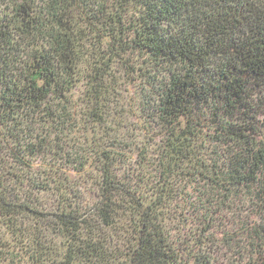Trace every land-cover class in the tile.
Wrapping results in <instances>:
<instances>
[{
  "label": "trees",
  "instance_id": "16d2710c",
  "mask_svg": "<svg viewBox=\"0 0 264 264\" xmlns=\"http://www.w3.org/2000/svg\"><path fill=\"white\" fill-rule=\"evenodd\" d=\"M125 56L150 65L138 118L158 137L133 167L104 130ZM263 93L264 0H0V264H211L219 212L264 209ZM61 160L97 172L91 205ZM241 229L264 264V225Z\"/></svg>",
  "mask_w": 264,
  "mask_h": 264
},
{
  "label": "rangeland",
  "instance_id": "374dc122",
  "mask_svg": "<svg viewBox=\"0 0 264 264\" xmlns=\"http://www.w3.org/2000/svg\"><path fill=\"white\" fill-rule=\"evenodd\" d=\"M127 56L124 59L120 60L118 63H115L112 66L111 75L108 77L107 81L115 80V86L113 94L110 98H113V104H111L110 118L112 121L108 119V128L110 130L104 129L105 132L111 131L118 133V140L121 144H127L132 150L131 154V165L132 167L135 165L137 159V148H142V146H147L148 149L153 148V143L158 141V137L155 135L157 129L154 127L147 128L143 119L138 118V113L141 112L140 103L142 98H149V90L148 86L145 85L144 80H142V75L145 70L150 69V65L148 67L146 64L141 63V58L138 59L137 63L132 59V65H134V70L129 71V73H124L125 66H131L127 63V65L122 66L123 62H126ZM140 67V68H138ZM115 74H114V73ZM114 77V79H113ZM84 81H80L76 88L72 91V100L76 102V105H81L83 108L86 107V101H83L84 96ZM152 98V97H150ZM258 98H264V93L259 95ZM81 100V101H80ZM114 113V114H112ZM112 115V116H111ZM104 130L100 132V137L103 141L105 139ZM110 134V135H111ZM52 163L49 160L48 155H44L43 157H37L35 161L32 163V171L31 174L36 178L45 179L47 176H53L54 171L49 170L47 167L48 162ZM59 162V163H58ZM54 167L59 170L57 174H63L62 176H67L71 178V182H76L79 184V187L83 188V198L84 204L91 205L94 200H96L97 196L95 194V185L92 183L90 176L92 177L94 174H97L94 171L93 167L89 166L85 169V172H79L72 170L65 166L64 160L58 161ZM61 167H59V166ZM119 169L117 172L119 174H124V171L120 168H124L122 165H119ZM127 167V164L125 163ZM93 172V173H92ZM94 182V181H93ZM55 196L51 192H49L47 198L45 199L46 204H50L54 201ZM189 205L184 206V212L190 210L187 208ZM182 210V209H180ZM183 216V214H182ZM218 222L216 225H222V229L229 233L228 239L229 242L226 243L223 233L219 234L215 231L217 230L215 227L213 232V239L209 241H205L201 251L210 256L211 264H245L248 262L250 258L249 247H246L248 244L246 243V238L241 236L240 231L242 232L241 226L243 222H251L254 224L264 225V209L261 205L255 206L250 202H238L235 205L234 209H228V211H220L217 215ZM243 219V220H242ZM220 221V222H219ZM220 231V228H219ZM254 258V257H253ZM250 260V263H254V259Z\"/></svg>",
  "mask_w": 264,
  "mask_h": 264
}]
</instances>
